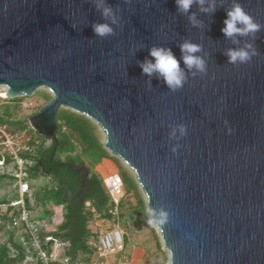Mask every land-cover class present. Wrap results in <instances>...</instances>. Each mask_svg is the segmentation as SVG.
<instances>
[{"label": "water", "instance_id": "95a60500", "mask_svg": "<svg viewBox=\"0 0 264 264\" xmlns=\"http://www.w3.org/2000/svg\"><path fill=\"white\" fill-rule=\"evenodd\" d=\"M100 2L0 0V86L10 99L51 93L30 117L48 139L62 108L100 126L105 148L135 175L169 264H264V28L226 38L234 0H215L214 13L193 4L189 14L175 0ZM235 2L264 25V0ZM97 23L114 34L96 35ZM185 41L201 46L204 72L184 65ZM246 44L258 55L229 63L228 50ZM154 46L170 49L184 70L176 91L142 72Z\"/></svg>", "mask_w": 264, "mask_h": 264}, {"label": "trees", "instance_id": "16d2710c", "mask_svg": "<svg viewBox=\"0 0 264 264\" xmlns=\"http://www.w3.org/2000/svg\"><path fill=\"white\" fill-rule=\"evenodd\" d=\"M38 93L37 101L40 104L34 107L29 117L24 118H17V112L23 109L26 98L4 99L5 103L0 106V126L17 138L22 134L27 136L25 144L19 147L18 157L26 161L29 171L32 195L26 196V205L31 220L52 222L56 215L55 208L63 207V220L55 228L43 230L42 235H52L66 241L68 247L65 252L73 264L89 263L97 255L92 240H99L101 234L94 229V223L100 225L96 221L113 220L110 213L113 201L105 186L104 176L96 170V166L108 159L116 164V172L120 174L122 163L105 148L97 123L72 109L60 110L59 129L53 137L48 139L37 131L40 136H35L29 118L52 98L48 90H39ZM50 140L52 142L48 144ZM3 157L6 161L3 167L0 165V186L3 181L15 182L17 191L10 197L0 198V264H28V258L34 251L25 224L8 226L14 217L20 216L21 207L12 204L20 198V194L16 177L6 168L11 163H14V168L18 165L16 157L0 144V161ZM133 180L136 200L146 213V200L134 176ZM123 181L124 195L120 201L119 215L128 194L125 179ZM3 205L7 206L5 212L2 211ZM130 210L133 214V210ZM147 220L149 222V215ZM49 247L46 243L45 248Z\"/></svg>", "mask_w": 264, "mask_h": 264}, {"label": "clouds", "instance_id": "9594fccd", "mask_svg": "<svg viewBox=\"0 0 264 264\" xmlns=\"http://www.w3.org/2000/svg\"><path fill=\"white\" fill-rule=\"evenodd\" d=\"M175 3L177 11L180 14H189V10L193 4L199 5L201 11L206 13H214L216 11L215 0H211V2H209V0H175ZM206 3L207 7H205ZM103 4L104 0H101V2L97 4V8H101ZM102 15L106 19H111V23H117L115 14L110 7L103 6ZM188 18L193 26H197L198 21H196L194 14L189 15ZM261 28H264V25L256 22L255 19L245 11L243 6L234 0L232 7L227 10L224 27L221 31L226 38L248 36L249 34L255 37V34L260 31ZM93 31L100 37L114 34L112 27H110L108 23L94 24ZM180 47L183 53V63L188 69L195 68L199 72H204L206 70L204 59L195 55L201 51L200 45L185 41ZM149 54L154 58V62L153 60H145L140 63V67L144 74L151 76L154 73H158L159 77L163 78L166 85L172 91H176L183 86L185 81L184 70L180 67V62L170 49L154 46L150 49ZM226 54L229 63L245 64L250 62L254 56L258 55V52L252 44H246L242 48L229 49ZM179 132L181 135H186L185 126H180ZM174 134L175 130L173 132V135Z\"/></svg>", "mask_w": 264, "mask_h": 264}, {"label": "built area", "instance_id": "2783aa9c", "mask_svg": "<svg viewBox=\"0 0 264 264\" xmlns=\"http://www.w3.org/2000/svg\"><path fill=\"white\" fill-rule=\"evenodd\" d=\"M5 88L7 91V87ZM16 139L17 137L9 133L4 126H0V144L5 145L16 157V163L18 165L12 173L17 179L20 198L12 204L21 207V214L18 218L14 217L13 222L8 226L25 224L26 230L30 234L34 251V254L28 258V264H73L65 252L68 243L52 235L43 237L42 231L49 227L48 223L44 220L34 221L30 218V211L26 205V196L32 195V186L28 180L29 171L26 167V161L18 157L20 146L16 147ZM5 161L6 158L3 157L0 161L2 167L5 165ZM104 183L113 201L110 213L112 215V221L114 222L120 213L119 205L124 195V181L122 176L118 172H115L106 175L104 177ZM46 243L50 246L49 249L45 248ZM92 244L96 248L97 255L92 261L85 264H120L118 262H111L107 257L110 254H117L125 250L124 231L118 225L114 224L107 230L101 232L99 240H92Z\"/></svg>", "mask_w": 264, "mask_h": 264}, {"label": "rangeland", "instance_id": "374dc122", "mask_svg": "<svg viewBox=\"0 0 264 264\" xmlns=\"http://www.w3.org/2000/svg\"><path fill=\"white\" fill-rule=\"evenodd\" d=\"M39 90L44 91L46 89L43 88ZM39 90H37L31 96L24 97L26 99L24 100L23 103V109L17 112V118L29 117V115L34 111V107H37L40 104V102L37 101L39 99V93H38ZM5 94H6V88L0 86V97H1L0 106L3 103H5L4 99L8 98L7 96H5ZM29 122H30V118H29ZM98 128L101 139L104 143L105 134L101 130L99 125ZM37 132L35 130L34 135L39 137L40 134H38L39 132L38 133ZM26 138H27L26 134H22L20 137L18 136V138L16 139V147L23 146L26 142ZM38 140L39 138H37V141ZM48 144H50V142H48ZM119 160L123 165V166L121 165L120 174L123 177V179H125L126 187L128 189L127 190L128 194L124 201V205L121 207V214L116 217L114 222L99 220L96 222H99L100 225H97L95 223L93 225L94 229L99 230L100 232L107 230L114 224L118 225L124 231L125 250L117 254H110L108 255L107 259L110 260L111 262H118L120 264H125L126 258H128V256L131 255L132 250L133 251L135 250L137 253V255L135 256V261L130 264H169V253L162 242L158 229L152 223L149 212L147 211L145 213L144 208L141 205H139V202L136 200L137 198L135 197V186L133 180V176L135 177V175L132 174L133 173L132 170L129 167H127L125 162L123 163L120 158ZM6 169L9 172H13L15 169L14 163L9 164ZM42 179L40 180L41 182L43 181ZM16 191H17V187L15 182L3 181V183L0 186V198H3L5 196L10 197L12 193ZM143 197L145 198L144 194ZM130 206L133 207L131 208ZM6 209L7 206L3 205L2 211L5 212ZM130 209H132L134 212L133 213L135 215L134 218L130 217V214L132 213ZM55 210H56V216L54 217L52 222H48V226L50 228H55L58 225L59 221L63 219V215H62L64 213L63 207H56ZM146 214L150 216L149 222L147 220Z\"/></svg>", "mask_w": 264, "mask_h": 264}, {"label": "crops", "instance_id": "0c3cea01", "mask_svg": "<svg viewBox=\"0 0 264 264\" xmlns=\"http://www.w3.org/2000/svg\"><path fill=\"white\" fill-rule=\"evenodd\" d=\"M96 170L102 175V176H106L109 174H112L116 171H118L116 164L108 159H105L102 163H100L99 165L96 166ZM63 215V214H62ZM56 216V215H55ZM63 219H61L59 221V223L62 221ZM137 255L136 251L132 250L131 255H129V260L128 262L126 261V264H130L132 262L135 261V256Z\"/></svg>", "mask_w": 264, "mask_h": 264}, {"label": "bare ground", "instance_id": "6f19581e", "mask_svg": "<svg viewBox=\"0 0 264 264\" xmlns=\"http://www.w3.org/2000/svg\"><path fill=\"white\" fill-rule=\"evenodd\" d=\"M5 96H7V94H5Z\"/></svg>", "mask_w": 264, "mask_h": 264}, {"label": "flooded vegetation", "instance_id": "af4514ba", "mask_svg": "<svg viewBox=\"0 0 264 264\" xmlns=\"http://www.w3.org/2000/svg\"><path fill=\"white\" fill-rule=\"evenodd\" d=\"M52 141L50 140V143H51Z\"/></svg>", "mask_w": 264, "mask_h": 264}]
</instances>
